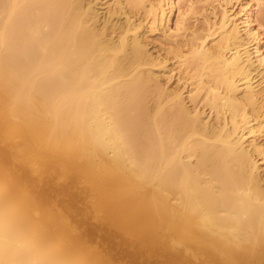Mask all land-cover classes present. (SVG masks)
<instances>
[{
	"label": "bare ground",
	"instance_id": "6f19581e",
	"mask_svg": "<svg viewBox=\"0 0 264 264\" xmlns=\"http://www.w3.org/2000/svg\"><path fill=\"white\" fill-rule=\"evenodd\" d=\"M0 264H264V0H0Z\"/></svg>",
	"mask_w": 264,
	"mask_h": 264
}]
</instances>
